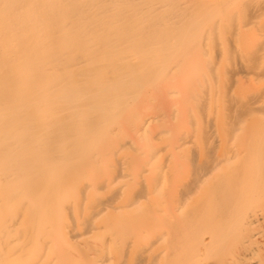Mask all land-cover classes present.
Returning <instances> with one entry per match:
<instances>
[{
    "label": "rangeland",
    "instance_id": "1",
    "mask_svg": "<svg viewBox=\"0 0 264 264\" xmlns=\"http://www.w3.org/2000/svg\"><path fill=\"white\" fill-rule=\"evenodd\" d=\"M54 1L24 8L13 24L32 25L33 30L13 34L4 47L8 52L1 50L11 62L3 75L6 83L0 85V110L11 109L1 111L9 114L6 129L22 131L25 136L32 133V137L28 141L10 137L11 145L0 141L6 154L14 157L11 165L17 170V176L8 179L9 172L0 168V180H4L0 183V264H75L76 243L93 248L106 260L103 264L138 260L150 251L161 231L188 224L205 226L214 206L216 192L212 189L227 186L238 169L249 171L258 166V152H252L255 137L242 129L247 124L237 125L233 133L230 126L242 108L251 104L242 120L259 118L253 134L264 138V5L254 2L259 0H139L132 13L126 10L127 16L135 19L139 14L135 19L141 22L139 29L150 26L157 48L168 43L171 49L150 54L141 50L137 60L126 51L129 44L120 51L124 54H117L120 43L115 36H109L104 47L97 45L104 27L125 24V15L120 18L123 21L111 22L118 15L116 7L93 1L80 16L59 13L56 17L53 11L61 9ZM93 14L99 15L94 22ZM89 50L96 59L76 66L80 58L90 57ZM188 54L207 69L208 78L197 64L182 63ZM178 60L181 65L176 66ZM173 64L178 77L171 75ZM23 67L42 76L31 83L14 82L12 73ZM184 73H188L186 79L181 78ZM54 76L56 83L47 81ZM9 91L14 94L3 98L2 93ZM19 107L24 109L16 113ZM20 161L26 163L18 169ZM211 164L223 165L206 177L204 171ZM238 181L244 187L245 180ZM189 184L194 185L190 191ZM230 204L229 200L225 207ZM240 207L249 213L264 211V188L246 197ZM88 221L93 231L81 238Z\"/></svg>",
    "mask_w": 264,
    "mask_h": 264
},
{
    "label": "bare ground",
    "instance_id": "2",
    "mask_svg": "<svg viewBox=\"0 0 264 264\" xmlns=\"http://www.w3.org/2000/svg\"><path fill=\"white\" fill-rule=\"evenodd\" d=\"M48 1H54V0H0V12H1V18H0V85H2L3 82H5L3 75L7 74L6 73V68L9 65L10 62V57L7 55L8 53H3L1 50H5L8 52L5 46H7L11 42V36L13 34H20L21 32H25L27 30L25 29H31L32 25L26 26L25 28L23 27L24 25H17L13 24L14 20L16 21L17 17L19 15H22V10L24 8L30 9L35 6L37 8V5L43 4V7L45 4L50 3ZM58 1H61L58 2ZM93 1H103V4L105 6L109 4V7H116L117 10V17L115 19H112L111 22H115L117 18H121L122 15L127 16L126 10H129L131 12L134 7L133 5H136L139 0H119L121 2L116 3L115 0H55L54 2L59 4V8L61 10H55L54 15L56 17L59 15V13H68L69 17H77L80 16L82 13H84V9H88L91 5V2ZM141 1V0H140ZM158 1V0H157ZM162 1V0H161ZM172 1V0H171ZM170 1V2H171ZM230 1V0H227ZM150 2V1H149ZM209 2V1H208ZM256 4H259L261 7L264 5V0H259V1H254ZM258 2V3H257ZM54 3V4H55ZM153 3V1H152ZM173 3V1L171 2ZM175 3V2H174ZM183 3V2H182ZM181 3V4H182ZM196 3V2H195ZM201 3V0H200ZM207 3V2H206ZM212 3V2H210ZM123 4V6H122ZM145 4V3H144ZM151 4V3H149ZM158 4V2H157ZM205 4V3H204ZM255 4V5H256ZM102 5V4H101ZM143 5V4H142ZM147 5V4H146ZM155 5V4H154ZM160 5V4H159ZM163 7L165 4H162ZM207 5V4H206ZM248 5V4H247ZM254 4H250V8ZM57 6V5H56ZM140 6V5H139ZM191 6V5H190ZM189 6V7H190ZM259 6V7H260ZM49 7V6H48ZM47 7V8H48ZM122 7V8H121ZM146 7V6H145ZM168 7V5H167ZM170 7V6H169ZM187 7V5H186ZM207 7V6H206ZM152 8V7H151ZM194 8V7H193ZM202 8V7H201ZM226 8V7H225ZM253 8V7H252ZM27 9V10H28ZM39 9V8H38ZM37 9V10H38ZM46 9V7H45ZM49 9V8H48ZM69 9V10H68ZM99 9V8H98ZM163 9V8H162ZM166 9V8H164ZM191 9V8H190ZM94 10V9H93ZM135 10V9H134ZM143 10V9H142ZM145 10V9H144ZM192 10V9H191ZM201 10V9H200ZM207 9H204L206 11ZM247 10V9H246ZM264 8H262V11ZM24 11V10H23ZM30 11V10H29ZM98 11V10H97ZM112 11V10H110ZM133 11V10H132ZM141 11V10H140ZM158 11V10H157ZM161 11V10H160ZM159 11V12H160ZM182 11V10H181ZM186 11V10H185ZM199 11V10H198ZM196 11V12H198ZM214 11V10H213ZM218 11V10H217ZM216 11V12H217ZM253 11V10H252ZM46 12V11H44ZM96 12V11H95ZM94 12V13H95ZM153 11H151L152 13ZM215 12V11H214ZM261 12V11H260ZM28 13V12H26ZM90 12H88L89 14ZM132 13V12H131ZM188 13V12H187ZM202 12L201 14H203ZM249 13V12H248ZM247 13V14H248ZM35 14H38L36 12ZM50 14V13H49ZM103 14V13H102ZM158 14V13H157ZM217 14V13H216ZM215 14V15H216ZM243 14V13H242ZM246 14V15H247ZM255 14V13H254ZM27 15V14H26ZM34 15V13H33ZM42 15V14H41ZM97 15V16H96ZM105 15V14H104ZM135 15V14H134ZM139 15V14H138ZM137 15V16H138ZM161 15V14H160ZM165 15V14H162ZM161 15V16H162ZM244 15V14H243ZM242 15V16H243ZM251 15V13H250ZM37 16V15H36ZM44 16V15H43ZM94 16L91 21H95L99 15L98 14H93ZM101 16V15H100ZM136 16V15H135ZM136 16V17H137ZM152 16V15H151ZM189 16V15H187ZM186 16V17H187ZM191 16V15H190ZM196 16V15H195ZM201 15L197 16L200 17ZM248 16V15H247ZM259 16V15H258ZM28 17V16H27ZM31 17V16H30ZM47 17V16H46ZM45 17V18H46ZM55 17V18H56ZM65 17V16H64ZM67 17V16H66ZM135 17V19H136ZM156 19V16H154ZM256 17V14L255 16ZM37 18V17H36ZM50 17H48L49 20ZM138 18V17H137ZM150 18V17H149ZM247 18V17H246ZM257 18V17H256ZM35 19V17H34ZM34 19H28L29 21H33ZM100 19V18H99ZM133 17H128L126 18L125 24H116V23H110L109 26L104 27L100 33L102 34L101 39L99 42H97V45L104 47L105 44L109 43V36H115V38L118 39L120 46L119 50L117 51V54L123 53L120 52L124 46L129 44L127 47L126 51H129V54L131 57H134V59L138 60V55L141 53L140 51L143 50L144 54H150L153 52H158L160 49L165 51V49H171V46L167 43L166 44H161L159 49L157 48L156 41L153 39V35L149 34L151 30V27L146 25L143 27V30L139 29V25L141 24L140 21L135 20ZM139 19V18H138ZM186 19V18H185ZM252 19V18H251ZM250 19V20H251ZM254 19V18H253ZM23 20V19H21ZM43 19H40V21ZM55 20V19H54ZM58 20V19H57ZM64 20V19H63ZM105 20V19H104ZM118 20V19H117ZM183 20V19H182ZM205 20V19H204ZM39 21V20H38ZM50 21H53L52 18H50ZM90 21V22H91ZM123 21V19H120V22ZM176 21V20H175ZM217 21V20H216ZM28 22V21H27ZM26 22V23H27ZM36 22V21H34ZM43 22V21H42ZM85 22H87L85 20ZM84 22V23H85ZM252 22V21H251ZM44 23V22H43ZM42 23V24H43ZM53 23V22H52ZM83 23V24H84ZM182 23V22H181ZM178 23V24H181ZM246 23V22H245ZM37 24V23H35ZM39 24V23H38ZM55 24V23H53ZM65 24V23H64ZM148 24V22H147ZM150 24V23H149ZM161 24V23H160ZM192 24V22H191ZM256 24V23H255ZM50 25V24H49ZM59 25V24H55ZM74 25V24H73ZM175 25V24H174ZM204 25V24H203ZM54 26V25H52ZM62 26V25H61ZM168 26V25H167ZM255 26V25H254ZM55 27V26H54ZM57 27V26H56ZM70 27V26H69ZM91 27V26H90ZM142 27V26H140ZM34 28V27H33ZM47 28V27H46ZM50 28V27H48ZM52 28V27H51ZM38 29V28H37ZM58 29V28H57ZM172 29V28H171ZM41 30V29H40ZM45 30V29H44ZM51 30V29H50ZM82 30V29H81ZM80 30V31H81ZM154 30V29H153ZM169 30V29H167ZM239 30V29H238ZM39 31V29H38ZM42 31V30H41ZM158 31V30H157ZM171 31V30H170ZM202 31V30H201ZM233 31V30H232ZM36 32V31H35ZM56 32V31H55ZM69 32V31H68ZM79 32V31H78ZM162 32V31H161ZM169 32V31H168ZM212 32V31H210ZM34 33V32H33ZM37 33V32H36ZM44 33V32H42ZM41 33V34H42ZM51 33V32H50ZM49 33V34H50ZM67 33V32H66ZM136 33H139V35H136ZM158 33V32H157ZM235 33V32H234ZM46 34V33H45ZM65 34V33H64ZM75 34V33H74ZM97 34V35H98ZM111 34V35H110ZM160 34V33H159ZM185 34V33H184ZM26 35V34H25ZM32 35V34H31ZM56 35V33H55ZM60 35V34H58ZM78 35V34H77ZM167 34H164V36ZM191 35V34H190ZM211 35V34H210ZM231 35V34H230ZM21 36V35H20ZM45 36V35H44ZM48 36V35H47ZM64 36V35H63ZM71 36V35H70ZM76 36V35H75ZM138 36V37H136ZM161 35H159L160 37ZM170 36V35H169ZM23 37V36H22ZM28 37V36H27ZM30 37V36H29ZM46 37V36H45ZM65 37V36H64ZM67 37V36H66ZM91 37V36H89ZM158 37V38H159ZM19 38V37H18ZM31 38V37H30ZM36 38V37H35ZM44 38V37H43ZM42 38V39H43ZM50 38V37H49ZM58 37L56 36V39ZM60 38V37H59ZM74 38V37H73ZM157 38V37H156ZM161 38V37H160ZM163 38V37H162ZM204 38V37H203ZM202 38V39H203ZM69 39V38H68ZM88 39V38H87ZM99 39V38H98ZM112 39V38H111ZM200 39V38H199ZM201 39V40H202ZM231 39V38H230ZM31 40V39H30ZM37 40V39H36ZM60 40V39H57ZM62 40V39H61ZM64 40V39H63ZM66 40V39H65ZM85 40V39H84ZM83 40V42H84ZM90 40V39H89ZM93 40V39H92ZM159 40V39H158ZM189 40V39H188ZM39 41V40H38ZM38 41L37 44H38ZM67 41V40H66ZM77 41V39H76ZM87 42V40H85ZM115 41V40H114ZM210 41V40H209ZM25 42V41H24ZM35 42V41H34ZM35 42V43H36ZM42 42V41H41ZM45 42V41H44ZM58 42V41H56ZM64 42V41H63ZM78 42V41H77ZM91 43V41H89ZM164 42V41H163ZM169 42V41H168ZM203 42V40H202ZM232 42V41H231ZM7 43V44H6ZM50 43V42H49ZM48 43V44H49ZM59 43V42H58ZM82 43V42H81ZM93 43V42H92ZM95 43V42H94ZM114 43V42H113ZM131 43V44H130ZM170 43V42H169ZM185 43V41H184ZM209 43V42H208ZM31 44V43H30ZM27 44V45H30ZM56 44V43H55ZM54 44V45H55ZM63 44V43H62ZM88 44V43H87ZM118 44V43H117ZM116 44V45H117ZM203 44V43H202ZM42 45V44H41ZM45 45V44H44ZM79 45V44H78ZM85 45V44H84ZM59 46V45H58ZM57 46V47H58ZM87 46V45H86ZM97 46L96 48H98ZM21 47V46H20ZM46 47V46H45ZM62 47V46H61ZM176 47V46H174ZM185 47V46H184ZM202 47V46H201ZM208 47V46H206ZM35 48V46H34ZM74 48V47H73ZM183 48V47H182ZM29 49V48H28ZM52 49V48H51ZM57 49V48H55ZM95 49V48H94ZM184 49V48H183ZM187 49V48H186ZM211 49V47H210ZM39 50V47H38ZM45 50V49H44ZM99 50V49H96ZM104 51V50H103ZM110 51V50H109ZM125 51V52H126ZM218 51V50H217ZM252 51V50H251ZM21 52V51H20ZM24 52V51H23ZM39 52H41L39 50ZM47 52V51H46ZM74 52V51H73ZM78 52V51H77ZM92 50H89L90 57L86 58H80L76 66L82 67L83 65H87L89 62L94 61L96 58H92L94 53L92 54ZM99 52V51H98ZM184 52V51H183ZM237 52V51H236ZM38 53V52H37ZM67 53V52H66ZM116 53V52H115ZM182 53V51H181ZM202 53V52H201ZM21 54V53H19ZM64 54V53H63ZM70 54V53H69ZM100 55V52L98 53ZM105 54V53H103ZM102 54V55H103ZM124 54V53H123ZM167 54V53H166ZM177 54V53H176ZM4 55H7V58L3 57ZM32 55V54H31ZM73 55V54H72ZM97 55V56H99ZM70 56V55H69ZM116 56V55H115ZM148 56V55H147ZM194 55H186L182 61L183 64H187L188 62H193L194 64H197L196 57H193ZM259 56V55H258ZM73 57V56H72ZM77 57V56H76ZM110 57V56H109ZM112 57V56H111ZM110 57V58H111ZM114 57V55H113ZM121 57V56H120ZM125 57V56H124ZM218 57V56H217ZM254 57V56H253ZM27 58V57H26ZM29 58V57H28ZM50 58V57H47ZM59 58V57H58ZM208 58V57H207ZM13 59V57H12ZM63 59V58H62ZM74 59V58H73ZM89 59V60H86ZM119 59V57H118ZM130 59V58H129ZM24 60V59H23ZM43 60V59H42ZM47 60V59H46ZM68 60V59H67ZM113 60V59H112ZM116 60V59H115ZM22 61V59H21ZM40 61V56L37 57V63ZM58 62V60H56ZM76 61V59L74 60ZM131 61V59L129 60ZM150 61V60H149ZM153 61V60H152ZM172 61V59L170 60ZM179 61V60H178ZM73 62V61H72ZM126 62V61H125ZM232 62V61H231ZM32 63V62H31ZM46 63V62H45ZM74 63V62H73ZM239 63V62H237ZM253 63V62H252ZM36 64V63H35ZM47 64V63H46ZM54 64V63H53ZM58 64V63H56ZM109 64V63H108ZM107 64V65H108ZM118 64V63H117ZM177 64V63H176ZM218 64V63H217ZM13 65V64H12ZM50 65V64H49ZM63 65V64H62ZM64 65L65 62H64ZM115 65V64H114ZM119 65V64H118ZM181 65L180 61L179 64L176 66ZM32 66V65H31ZM37 66V65H36ZM44 66V65H43ZM48 66V65H47ZM59 66V65H58ZM75 66V65H74ZM196 66L200 67L201 71H204L203 73L204 76L208 78L209 74L207 69L203 68V66L197 64ZM238 66V65H237ZM253 66V65H252ZM56 67V66H55ZM175 65L173 64V67H171V72L175 71L174 69ZM217 67V66H216ZM20 70L18 73H12V79L14 82H17L19 80L24 81L26 83H31L34 82L36 79L40 78V74H33L29 73L25 68ZM29 68V67H28ZM46 68V66H45ZM117 68V67H116ZM3 69V72L1 70ZM36 69V68H35ZM56 69V68H54ZM103 69V68H102ZM105 69V68H104ZM170 69V68H169ZM168 69V70H169ZM65 70V69H64ZM212 70V69H211ZM249 70V69H248ZM34 71V70H33ZM148 71V70H147ZM182 71V70H181ZM233 71V69H232ZM237 71V70H236ZM42 72V71H41ZM40 72V73H41ZM149 72V71H148ZM213 73V71H211ZM242 72V71H241ZM37 73V72H34ZM58 73V72H57ZM232 73V72H231ZM262 73V72H261ZM53 74V73H52ZM68 74V73H67ZM97 74V73H96ZM165 74V73H164ZM163 74V75H164ZM188 73H184L181 75V78L186 79V75ZM173 77H178V73H171ZM51 76V75H50ZM169 76V75H168ZM66 77V76H65ZM164 77V76H163ZM201 77V76H200ZM235 77V76H233ZM257 77V76H256ZM50 78V77H49ZM62 78V77H61ZM60 78V79H61ZM248 78V77H247ZM11 79V77H10ZM164 79V78H163ZM211 79V78H210ZM47 80V79H46ZM65 80V78H64ZM234 80V79H233ZM47 81H51L56 83L58 81L57 76H54L53 79H48ZM251 81V80H250ZM37 82V81H36ZM6 83V82H5ZM13 83V82H12ZM43 83V82H42ZM41 83V84H42ZM45 83V81H44ZM156 83V82H155ZM249 83V82H248ZM9 84V83H8ZM38 84V83H37ZM41 84L39 86H41ZM126 84V83H125ZM24 85V84H23ZM22 85V86H23ZM28 85V84H27ZM33 85V84H32ZM105 85V84H104ZM246 85V84H245ZM25 86V85H24ZM34 86V85H33ZM6 87V86H5ZM20 87V86H19ZM28 87V86H27ZM43 87V86H42ZM194 87V86H193ZM211 87V86H210ZM34 88V87H33ZM32 88V89H33ZM158 88V87H156ZM201 88V87H200ZM228 88V87H227ZM21 89V88H20ZM54 89V88H53ZM111 89V88H110ZM114 89V88H113ZM154 89V88H153ZM6 90L8 91L9 89L6 87ZM50 89H48L49 91ZM52 90V88H51ZM65 89H62V91ZM173 90V89H172ZM193 90V89H192ZM21 91V90H20ZM23 91V89H22ZM26 91V90H25ZM32 91V90H31ZM30 91V92H31ZM151 91V90H150ZM231 90H229L230 92ZM11 92V91H9ZM24 92V91H23ZM46 92V90H45ZM75 92V90H74ZM79 92V91H78ZM178 92V91H177ZM176 92V93H177ZM207 92V90H206ZM205 93V95H208V93ZM19 93V92H18ZM25 93V92H24ZM21 92V94H24ZM29 93V92H28ZM159 93V92H158ZM175 93V94H176ZM191 93V92H190ZM14 93H2L3 98L11 97ZM76 94V92H75ZM156 94V92H155ZM228 94V93H227ZM11 95V96H9ZM25 95H27L25 93ZM45 95V94H44ZM72 95V94H71ZM74 95V94H73ZM82 95V93H81ZM168 95V94H167ZM229 95V94H228ZM17 96V95H16ZM15 98H18V96ZM41 97V96H40ZM261 98V96H259ZM67 98V97H66ZM92 98V97H91ZM8 99V98H7ZM23 99V98H22ZM83 99V98H82ZM254 99V98H253ZM33 100V99H32ZM259 100V99H257ZM251 101V100H250ZM3 102V101H2ZM6 102V101H5ZM3 102V103H5ZM259 102V101H258ZM256 101V103H258ZM8 103V102H7ZM14 103V102H12ZM38 103V102H37ZM132 103V102H130ZM203 103V102H202ZM230 103V102H229ZM250 103V102H249ZM10 104V103H9ZM30 104V103H28ZM1 105V103H0ZM109 105V104H108ZM152 105V104H151ZM205 105V104H204ZM227 105V104H226ZM231 105V104H229ZM259 105V104H258ZM14 106V105H13ZM107 106V105H106ZM233 106V105H232ZM251 104L245 105L242 110L240 111V114L236 116L234 124L231 123L232 125L230 126V130H232V133L237 130V125H243L247 124V126L243 125L242 129H245L247 131V134L250 136H253V142L254 143V148L252 152H258V166L254 170H244V169H238L235 174H233L231 177V181H229L227 186H224V184H221L219 188H214L212 189L214 192H216L215 197H213L214 201V206L211 207V210H213L210 213L209 220L206 221L205 226H193L191 224H188L187 226H184L182 228L178 227H172L170 230L163 232L161 231L160 234L157 235L154 243L152 244V247L150 251L142 255L138 260H133V258L127 259L124 258V261L121 264H264V211L262 212H256V213H249L241 210L242 203L246 199V197H251L255 193L258 192L259 189L264 188V138L260 136H254L253 132L255 129V122L259 120V118L255 122H249L245 120H242V116L247 114V111L251 109ZM264 106V105H263ZM9 107V106H8ZM11 107V105H10ZM228 107V106H227ZM242 107V106H241ZM100 108V107H99ZM102 108V107H101ZM147 108V107H146ZM162 108V107H161ZM206 107H203L202 109H205ZM23 107H19L15 112H19ZM149 109V108H148ZM173 109V108H172ZM236 109V108H235ZM256 109V108H255ZM11 109L3 108L0 110V141H8L9 144L11 145V138L10 137H15V138H20L25 141H28L32 137V133L29 135H26L22 131H15L13 132H8L6 129V126L8 125V118L5 117L6 115L9 114H3L5 112H9ZM63 110V108H62ZM84 110V109H83ZM105 110V109H104ZM240 110V109H239ZM238 110V111H239ZM263 110V107H262ZM53 111V110H52ZM149 111V110H147ZM155 111V110H154ZM228 111V110H227ZM23 112V111H22ZM26 112V111H25ZM51 112V111H50ZM77 112V111H76ZM79 116H80V111ZM229 112V111H228ZM49 113V112H48ZM263 113V112H262ZM45 114V113H44ZM83 114V113H81ZM103 114V112H102ZM107 114V113H105ZM59 115V114H58ZM70 115V114H68ZM74 115V114H73ZM77 115V114H76ZM88 115V114H87ZM134 115V114H133ZM263 115V114H262ZM37 116V115H36ZM61 116V115H59ZM64 116V115H63ZM62 116V117H63ZM84 116V115H83ZM93 116V115H92ZM166 116V115H165ZM248 117V116H247ZM54 118V117H52ZM90 118V117H89ZM136 118V116L134 117ZM250 118V117H249ZM85 119V118H84ZM131 119V117H130ZM137 119V118H136ZM11 120V119H10ZM53 120V119H52ZM61 120V119H60ZM213 120V119H211ZM230 120V119H229ZM252 120V119H251ZM11 122V121H10ZM55 122V121H54ZM53 122V123H54ZM126 122V121H125ZM130 122V121H129ZM132 122V121H131ZM228 123V122H227ZM261 123V122H260ZM49 124V123H48ZM171 124V123H169ZM212 124V123H211ZM51 125V124H49ZM260 125V124H259ZM43 126V125H42ZM100 126V125H99ZM120 126V125H119ZM263 126V125H262ZM41 127V126H40ZM46 127V126H45ZM53 127V126H52ZM147 127V126H146ZM217 127V126H216ZM62 128V127H61ZM132 128V127H131ZM229 128V127H228ZM259 128V126H258ZM144 129V128H143ZM211 129V128H210ZM30 130V129H29ZM38 131V128L35 129ZM33 130V131H35ZM43 131V130H42ZM138 131V130H137ZM209 131V130H208ZM239 131V130H238ZM231 132V131H230ZM256 132V131H255ZM12 133V134H10ZM36 132H33V134ZM41 133V132H38ZM86 133V132H85ZM207 135H211L209 132H206ZM27 134V133H26ZM149 134V133H148ZM74 135V134H73ZM150 135V134H149ZM44 137V136H43ZM80 137V136H79ZM82 137V136H81ZM210 137V136H209ZM208 137V139H209ZM63 138V136H62ZM120 138V137H119ZM204 138V137H203ZM207 139V136L205 137ZM37 139V138H36ZM36 139L34 141H36ZM45 138H43L44 140ZM236 139V138H235ZM39 140V138L37 139ZM19 141V140H17ZM22 141V140H21ZM31 142V141H30ZM208 142V140H207ZM140 144V143H139ZM188 144V143H187ZM237 144V143H236ZM214 145V144H213ZM36 147V146H35ZM216 148V146H213ZM233 147V146H232ZM230 148V146H229ZM234 149V148H233ZM131 150V149H130ZM207 150V149H206ZM212 150V149H211ZM226 151V150H225ZM213 152V151H212ZM211 152V153H212ZM200 153V152H199ZM208 153V152H207ZM222 153V152H221ZM220 153V154H221ZM89 154V153H88ZM94 154V153H93ZM190 154V153H189ZM196 154V152H195ZM213 154V153H212ZM228 154V153H227ZM114 155V154H113ZM151 155V154H150ZM149 155V156H150ZM170 155V154H169ZM236 155V154H235ZM234 155V156H235ZM20 156V155H19ZM124 156V155H123ZM189 156V155H188ZM206 156V155H205ZM210 156V155H209ZM222 156V155H221ZM228 156V155H227ZM181 157V156H180ZM225 157V156H224ZM223 157V158H224ZM210 158V157H209ZM227 158V157H226ZM16 159V158H15ZM39 160V159H38ZM208 160V159H207ZM206 160V161H207ZM0 168L3 169V171L9 172V178H12L13 176H17V170L13 169V165H11L14 162V157L8 156L6 154L5 148L0 147ZM63 161V160H62ZM152 161V160H151ZM242 161V160H241ZM28 162V161H27ZM26 161H20L18 162L17 168L19 169L20 167L24 166ZM255 164V163H254ZM45 165V164H44ZM206 165V164H205ZM212 165V164H211ZM215 165V164H214ZM223 164H218L213 167H208L204 171V175L210 176L212 173L216 172L218 169L222 167ZM210 166V164H208ZM191 167V166H190ZM72 167L70 166L69 169ZM166 168V167H165ZM203 169V168H202ZM67 171V170H66ZM197 171V170H196ZM220 171V170H219ZM11 172V173H10ZM79 172V171H78ZM100 172V171H99ZM199 172V171H198ZM249 172V173H248ZM201 173V172H200ZM66 175V173H64ZM157 174V173H156ZM198 174V173H197ZM203 175V174H201ZM21 176V175H20ZM216 176V173L213 175ZM113 177V176H112ZM204 177V176H203ZM194 178V177H193ZM202 178V177H201ZM239 179H244V187L240 188L238 186L239 184ZM194 181V180H193ZM202 181V180H201ZM200 181V182H201ZM203 182V181H202ZM0 183L3 184L4 180H0ZM192 183V182H191ZM195 183V182H194ZM248 183V184H247ZM192 184H189V187L187 190H191L194 185L190 186ZM196 188V187H195ZM153 189V187H152ZM184 189V188H183ZM20 192V191H19ZM183 192V191H182ZM192 192V191H191ZM18 193V192H17ZM16 193V194H17ZM185 193V192H184ZM187 193V192H186ZM11 194V193H10ZM13 194V193H12ZM11 194V195H12ZM191 194V193H190ZM15 195V194H14ZM195 195V194H194ZM193 196V195H192ZM210 196V195H209ZM14 197V196H13ZM12 197V199H13ZM9 198V197H8ZM16 198V197H15ZM183 198V197H182ZM11 199V198H10ZM9 199V200H10ZM181 200V199H180ZM185 200V199H184ZM231 204L229 207L226 206V202L229 201ZM27 201V200H26ZM128 201V199H127ZM24 202V201H23ZM183 202V200H182ZM109 205V204H107ZM112 205V204H111ZM114 210V209H112ZM18 216V214H17ZM21 216V215H19ZM20 218V217H19ZM14 220V219H13ZM15 221V220H14ZM5 223V222H4ZM262 224V226H261ZM19 225V224H18ZM87 228V227H86ZM88 229V228H87ZM86 229V230H87ZM13 232V231H12ZM11 232V233H12ZM19 232V231H18ZM83 232V231H82ZM114 235V234H113ZM5 236V235H4ZM74 236V235H73ZM77 236V235H76ZM84 236V235H83ZM21 237V236H20ZM21 239V238H20ZM76 239V238H75ZM78 239V238H77ZM1 240V239H0ZM88 240V239H87ZM4 241V240H3ZM151 241V240H150ZM149 241V242H150ZM2 242V240H1ZM71 242V241H70ZM111 242V241H109ZM130 243V242H129ZM151 243V242H150ZM4 244V243H3ZM2 244V245H3ZM7 244V243H6ZM77 244V243H76ZM75 244V245H76ZM87 245V244H86ZM23 244L21 245V247ZM99 246V245H98ZM128 246V244H127ZM147 246V245H146ZM97 247V246H96ZM142 247V246H141ZM150 247V245H149ZM148 247V248H149ZM130 248V247H129ZM93 249V248H92ZM89 247H85V245H79L76 248V253H77V258H75V264H103L106 263V260L100 259V254L96 253V251H93ZM4 250V249H3ZM19 250V249H18ZM16 253V252H15ZM123 253H127V250L124 249ZM14 254V253H13ZM108 254V253H107ZM3 255V254H2ZM85 255H90L88 259L86 260L87 256ZM128 255V254H127ZM148 255V256H147ZM71 256V255H70ZM138 256V254H137ZM127 257V256H124ZM74 260V259H73Z\"/></svg>",
    "mask_w": 264,
    "mask_h": 264
},
{
    "label": "crops",
    "instance_id": "3",
    "mask_svg": "<svg viewBox=\"0 0 264 264\" xmlns=\"http://www.w3.org/2000/svg\"><path fill=\"white\" fill-rule=\"evenodd\" d=\"M88 229H87V228ZM87 229V230H86ZM77 230V229H76ZM82 230H83V232H82V236H80L81 238L83 237H86V236H89L90 234H91V232L93 231V227H92V225L89 223V221H88V223H86L84 226H83V228H82ZM84 235V236H83ZM77 246H79L78 245V243L74 246V248H73V252H72V255H73V257H74V262H75V258H77V253H76V248H77Z\"/></svg>",
    "mask_w": 264,
    "mask_h": 264
}]
</instances>
